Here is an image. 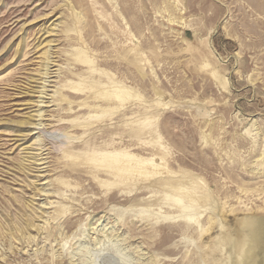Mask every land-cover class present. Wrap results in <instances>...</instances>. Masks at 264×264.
Here are the masks:
<instances>
[{"label":"rangeland","instance_id":"obj_1","mask_svg":"<svg viewBox=\"0 0 264 264\" xmlns=\"http://www.w3.org/2000/svg\"><path fill=\"white\" fill-rule=\"evenodd\" d=\"M248 218L264 0H0V264H237Z\"/></svg>","mask_w":264,"mask_h":264},{"label":"bare ground","instance_id":"obj_2","mask_svg":"<svg viewBox=\"0 0 264 264\" xmlns=\"http://www.w3.org/2000/svg\"><path fill=\"white\" fill-rule=\"evenodd\" d=\"M108 96L120 98L121 92L108 93ZM102 156L101 158L107 159L111 168L113 167V169H116L118 172L132 169V166L122 165L118 157L119 155L106 154L105 158ZM127 158L130 159L132 157ZM243 225L246 228L245 232L241 235L242 237L238 242H234L237 249L236 256L240 257V259H235V261H237V264H264V220L248 218L244 221Z\"/></svg>","mask_w":264,"mask_h":264}]
</instances>
